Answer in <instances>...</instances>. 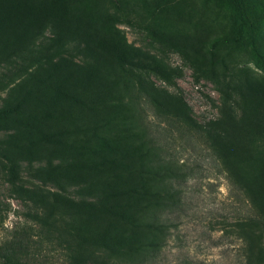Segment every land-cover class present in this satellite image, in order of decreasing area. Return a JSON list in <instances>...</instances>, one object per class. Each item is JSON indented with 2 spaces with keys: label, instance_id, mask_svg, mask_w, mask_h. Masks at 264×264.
Returning <instances> with one entry per match:
<instances>
[{
  "label": "rangeland",
  "instance_id": "obj_1",
  "mask_svg": "<svg viewBox=\"0 0 264 264\" xmlns=\"http://www.w3.org/2000/svg\"><path fill=\"white\" fill-rule=\"evenodd\" d=\"M69 1L71 29L60 35L46 32L60 41L58 55L0 89V245L17 232H31L43 241L33 264H70L72 245L101 234L113 222L103 211L110 195L140 184L133 167L82 166L106 155L135 164L122 152L140 150V113L161 138L168 127L149 104L135 108L111 53L114 43L140 49L168 66L175 74L170 82L145 72L156 86L182 93L200 123L219 120L231 110L239 116L243 80L264 77L233 43L213 45L237 24L228 0H123L139 5L141 17L165 33L172 46L151 37L136 11L118 0ZM250 13L264 56V0L254 3ZM202 59L205 69L210 61L204 59L225 62L214 66L222 74L220 82L197 71L196 60ZM10 70L0 66V80ZM61 89L73 98L61 95ZM187 134L176 128L167 144L191 176L182 186V207L169 215L168 243L153 264H243L237 232L249 213L248 201L209 147Z\"/></svg>",
  "mask_w": 264,
  "mask_h": 264
},
{
  "label": "trees",
  "instance_id": "obj_2",
  "mask_svg": "<svg viewBox=\"0 0 264 264\" xmlns=\"http://www.w3.org/2000/svg\"><path fill=\"white\" fill-rule=\"evenodd\" d=\"M259 1L262 0H228L237 24L227 36L214 39L213 45L221 41L233 43L264 73V56L256 46L251 29L250 10ZM118 2L136 11L140 16L137 19L151 37L173 45L165 33L146 23L139 5L132 1ZM71 27L69 0H0V66L11 67L10 74L0 80V89L58 55L60 41L47 37L48 29L60 35ZM111 53L133 92L135 108H142V103L149 104L168 127L161 138L159 130L150 127L140 113V150L122 152L123 157L134 158L135 164L106 155L91 166H82L90 169L133 167L140 184L110 195L112 201L103 206V211L112 216L113 222L101 234L72 245L69 263L153 264L156 261L171 235L169 215L182 207V186L191 176L190 170L179 163L167 146L175 129L181 128L184 134L198 136L209 147L230 182L246 197L249 213L238 224L237 232L242 240L243 264H264V77L246 76L243 80L244 104L239 116L231 110L219 120L200 123L182 93H172L150 81L145 71L169 82L175 78L174 72L157 57L117 42L111 46ZM204 60L210 61V67L205 69L203 59L196 60L197 71L220 82L222 74L214 66L225 62ZM59 93L73 98L62 89ZM42 242L27 230L17 232L0 245V264H33Z\"/></svg>",
  "mask_w": 264,
  "mask_h": 264
}]
</instances>
